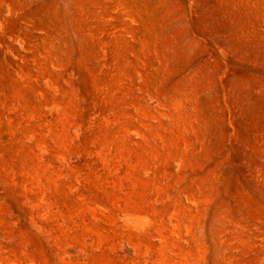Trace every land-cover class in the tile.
I'll return each mask as SVG.
<instances>
[{
    "label": "rangeland",
    "instance_id": "rangeland-1",
    "mask_svg": "<svg viewBox=\"0 0 264 264\" xmlns=\"http://www.w3.org/2000/svg\"><path fill=\"white\" fill-rule=\"evenodd\" d=\"M0 264H264V0H0Z\"/></svg>",
    "mask_w": 264,
    "mask_h": 264
}]
</instances>
